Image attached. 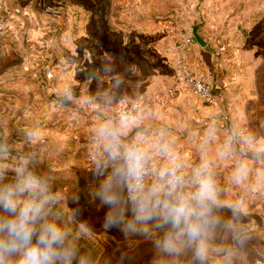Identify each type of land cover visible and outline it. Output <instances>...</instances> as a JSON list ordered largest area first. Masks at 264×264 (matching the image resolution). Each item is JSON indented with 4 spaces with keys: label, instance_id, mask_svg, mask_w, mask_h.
Instances as JSON below:
<instances>
[{
    "label": "rangeland",
    "instance_id": "rangeland-1",
    "mask_svg": "<svg viewBox=\"0 0 264 264\" xmlns=\"http://www.w3.org/2000/svg\"><path fill=\"white\" fill-rule=\"evenodd\" d=\"M0 1V167L9 178L24 167L46 180L63 214L81 210L93 228L79 242L89 264H201L191 248L171 256L156 242L171 227L159 226L168 207L191 200L204 176L215 199L202 220L203 264H264V0ZM195 25L206 46L193 39L182 49ZM180 64L213 80L217 107L182 84ZM243 64L259 67L257 95L231 88L225 97V79L233 87ZM136 127L145 132L128 142L116 135ZM130 149L143 154L149 178L138 188L114 178L118 203L109 211L134 221L143 204L155 215L147 235L102 227L97 193L125 169Z\"/></svg>",
    "mask_w": 264,
    "mask_h": 264
},
{
    "label": "clouds",
    "instance_id": "clouds-1",
    "mask_svg": "<svg viewBox=\"0 0 264 264\" xmlns=\"http://www.w3.org/2000/svg\"><path fill=\"white\" fill-rule=\"evenodd\" d=\"M115 161L119 153L109 149ZM125 169L116 168L113 177L106 179L97 193L101 206L105 208V230L120 228L122 231H139L148 234L146 225L155 220V215L140 204L134 209V221L125 222L113 216L110 209L118 199L110 189L114 178L131 179L138 188L143 176L144 156L130 149L126 156ZM105 172L98 168L96 176ZM175 177V172H172ZM179 182V178L176 177ZM174 188L175 185L173 184ZM215 199V187L210 177L198 180V188L191 200L180 199L168 207L162 224L170 225L156 247L167 255L175 256L191 248L193 257L203 264L207 248L202 239L203 218L209 209L205 207ZM135 203V197H133ZM60 199L46 180L36 176L24 167L8 177L7 169L0 167V264H89V259L81 253L80 241L90 239L93 228L81 219V210L75 209L70 215L58 210ZM136 224L145 225L137 229Z\"/></svg>",
    "mask_w": 264,
    "mask_h": 264
},
{
    "label": "built area",
    "instance_id": "built-area-1",
    "mask_svg": "<svg viewBox=\"0 0 264 264\" xmlns=\"http://www.w3.org/2000/svg\"><path fill=\"white\" fill-rule=\"evenodd\" d=\"M2 11V5L0 1V35H2L5 32L6 26L4 23V16L1 14ZM164 29L166 31H172V22L171 21H166L164 22ZM193 42V37L192 35H188L186 37H183L180 46L181 48H186L189 47L190 44ZM179 75H180V80L182 84L188 88L192 94L195 96L200 101H203L204 103L212 106V107H217L219 105L218 98L216 94L214 93L212 85L206 81L203 77H201L199 74L190 71L185 64H180L179 66ZM171 95H174L173 91H170ZM94 160L93 157H88L87 158V163H91ZM173 171H170L167 176H166V182L167 185L172 186L175 184L177 174L175 172V177L172 175ZM150 175L149 168L146 165H143V176L140 181V186L143 187ZM133 184H135V181H133Z\"/></svg>",
    "mask_w": 264,
    "mask_h": 264
},
{
    "label": "crops",
    "instance_id": "crops-1",
    "mask_svg": "<svg viewBox=\"0 0 264 264\" xmlns=\"http://www.w3.org/2000/svg\"><path fill=\"white\" fill-rule=\"evenodd\" d=\"M199 66H202L203 64H198ZM255 65V66H254ZM246 66V67H245ZM254 66V68L252 69V67ZM244 69H242L241 73L244 72L246 74L241 75V73L239 74H235V76L232 78L233 80V87H229V83H228V79H225L226 84H225V89L227 92H224V96L229 98L231 96L230 92L231 88H233L236 92L235 94L238 96H256L257 95V91H258V86H257V71L259 69V67L257 66V64H243ZM202 68V67H201ZM198 74V73H197ZM201 77H203L206 81H208L212 87H213V80L209 77L208 79L205 78L206 76H204L203 74H199ZM236 83V84H235ZM240 86V88H238L237 86ZM214 89V87H213ZM249 122V121H248Z\"/></svg>",
    "mask_w": 264,
    "mask_h": 264
},
{
    "label": "water",
    "instance_id": "water-1",
    "mask_svg": "<svg viewBox=\"0 0 264 264\" xmlns=\"http://www.w3.org/2000/svg\"><path fill=\"white\" fill-rule=\"evenodd\" d=\"M197 30H198V26L195 25L193 26L192 28V31H191V34H192V37L193 39L195 40V42L201 46L202 48H204L206 46V42L204 40H202L198 33H197ZM50 99H53L55 100L56 102H58L61 106L63 107H69L71 105V101L68 100L67 98L65 97H59L55 94H52L50 96ZM145 132V128L144 127H136V128H133L132 131L125 137L123 136H120L118 133H116L117 137L124 141V142H128L130 141L136 134H143ZM258 158L262 159L264 157L262 156H257Z\"/></svg>",
    "mask_w": 264,
    "mask_h": 264
}]
</instances>
